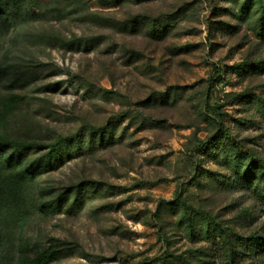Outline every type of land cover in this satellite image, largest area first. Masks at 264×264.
Returning <instances> with one entry per match:
<instances>
[{"label":"rangeland","instance_id":"obj_1","mask_svg":"<svg viewBox=\"0 0 264 264\" xmlns=\"http://www.w3.org/2000/svg\"><path fill=\"white\" fill-rule=\"evenodd\" d=\"M217 107L264 159V0H0V133L36 165H0V264H264Z\"/></svg>","mask_w":264,"mask_h":264},{"label":"trees","instance_id":"obj_2","mask_svg":"<svg viewBox=\"0 0 264 264\" xmlns=\"http://www.w3.org/2000/svg\"><path fill=\"white\" fill-rule=\"evenodd\" d=\"M64 44H66L65 41H62ZM72 48V46L70 47ZM213 110V113L216 116V120L218 122V125L223 128L225 131V134L227 138L231 141L236 151L244 156H246L249 160L254 162L255 164L260 166V169L263 174V180H264V159L259 157L256 152L252 149L247 147L242 141L236 139L227 129H225L223 125V113L221 112V107H217ZM3 116L0 115V127H1V120ZM63 141V138H60L57 142V144L61 143ZM56 144V145H57ZM31 144L26 142H19V141H13L8 136L2 135L0 133V165L2 166L1 170L3 171H13L14 174L17 176L18 179L26 181L30 175H33V172L35 170L36 165H23L21 162V155L26 151ZM55 147V146H54ZM55 151V148L52 149V154ZM16 166H21L20 169H17ZM0 181V188H2V191H13L16 188L14 187V184L10 183V185H7L5 182ZM7 182V181H6ZM264 186V184H263ZM6 198H8V195L5 193ZM8 199L5 200V203H8ZM183 208L185 209V213L187 216V220L189 222V226H192L191 224V215L189 213V210L192 209V207L186 202L181 201ZM38 209L43 212L47 213V209L43 205H39ZM21 252V250H20ZM49 252H43L41 253L37 258L30 259L25 258L22 255L19 257L18 264H46V258ZM161 264H167L165 260L161 261Z\"/></svg>","mask_w":264,"mask_h":264}]
</instances>
